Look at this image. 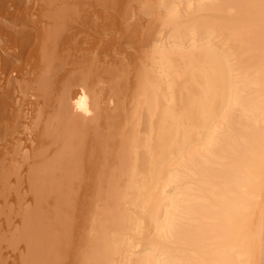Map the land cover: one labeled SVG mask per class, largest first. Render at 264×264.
<instances>
[{"label": "bare ground", "instance_id": "bare-ground-1", "mask_svg": "<svg viewBox=\"0 0 264 264\" xmlns=\"http://www.w3.org/2000/svg\"><path fill=\"white\" fill-rule=\"evenodd\" d=\"M263 198L264 0H0V264H254Z\"/></svg>", "mask_w": 264, "mask_h": 264}, {"label": "rangeland", "instance_id": "rangeland-1", "mask_svg": "<svg viewBox=\"0 0 264 264\" xmlns=\"http://www.w3.org/2000/svg\"><path fill=\"white\" fill-rule=\"evenodd\" d=\"M158 35L159 34H165V32H163V31H159L158 33H157ZM262 205H261V207H262V209H261V211H262V216H261V218H263V215H264V212H263V207H264V198L262 199ZM264 238H262L261 239V241L263 240ZM263 243V242H262ZM262 259V260H261ZM263 259L264 258H260V260H258L256 263H254V264H264V261H263ZM261 261V262H260Z\"/></svg>", "mask_w": 264, "mask_h": 264}]
</instances>
